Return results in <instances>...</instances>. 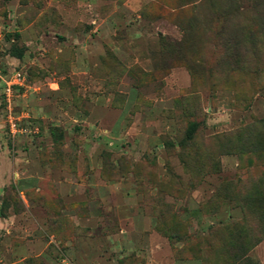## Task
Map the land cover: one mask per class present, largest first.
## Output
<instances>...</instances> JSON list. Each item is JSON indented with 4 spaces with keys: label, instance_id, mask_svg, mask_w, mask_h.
Listing matches in <instances>:
<instances>
[{
    "label": "rangeland",
    "instance_id": "obj_1",
    "mask_svg": "<svg viewBox=\"0 0 264 264\" xmlns=\"http://www.w3.org/2000/svg\"><path fill=\"white\" fill-rule=\"evenodd\" d=\"M0 25V264H264V0H0Z\"/></svg>",
    "mask_w": 264,
    "mask_h": 264
},
{
    "label": "trees",
    "instance_id": "obj_2",
    "mask_svg": "<svg viewBox=\"0 0 264 264\" xmlns=\"http://www.w3.org/2000/svg\"><path fill=\"white\" fill-rule=\"evenodd\" d=\"M8 53H9V55L11 57L20 59L22 57L23 53H24V48L23 47H17L16 45H13L9 49ZM196 128H197V125L196 124H192L187 129L186 133H187L189 139L192 137V135H193L194 131L196 130Z\"/></svg>",
    "mask_w": 264,
    "mask_h": 264
},
{
    "label": "built area",
    "instance_id": "obj_3",
    "mask_svg": "<svg viewBox=\"0 0 264 264\" xmlns=\"http://www.w3.org/2000/svg\"><path fill=\"white\" fill-rule=\"evenodd\" d=\"M2 40H3V29H2V27L0 25V51H1Z\"/></svg>",
    "mask_w": 264,
    "mask_h": 264
}]
</instances>
